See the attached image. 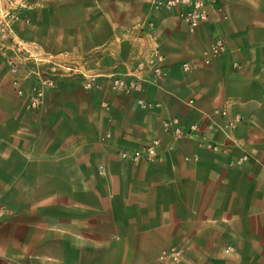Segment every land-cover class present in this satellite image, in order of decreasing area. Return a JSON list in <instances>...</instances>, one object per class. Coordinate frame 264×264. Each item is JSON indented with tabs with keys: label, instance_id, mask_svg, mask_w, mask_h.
<instances>
[{
	"label": "crops",
	"instance_id": "0c3cea01",
	"mask_svg": "<svg viewBox=\"0 0 264 264\" xmlns=\"http://www.w3.org/2000/svg\"><path fill=\"white\" fill-rule=\"evenodd\" d=\"M10 3L16 10L0 7L19 15L21 38L23 26L44 31L29 41L101 86L67 73L33 110L0 58V264H159L170 249L180 264H264V0H206L208 20L193 31L178 9L147 0ZM217 35L225 49L206 63ZM156 54L164 75L147 67L141 91H117L104 77ZM222 109L238 117L236 144L210 120ZM171 117L197 123L226 151L173 138L162 127ZM154 139L161 160L120 156ZM243 151L251 157L233 163Z\"/></svg>",
	"mask_w": 264,
	"mask_h": 264
},
{
	"label": "built area",
	"instance_id": "2783aa9c",
	"mask_svg": "<svg viewBox=\"0 0 264 264\" xmlns=\"http://www.w3.org/2000/svg\"><path fill=\"white\" fill-rule=\"evenodd\" d=\"M153 10L160 11L176 8L184 23L190 31L195 30L198 26L208 20V10L206 0H147ZM1 2V0H0ZM0 11V50L9 48L13 55L5 56V64L9 74L12 77L11 83L17 95L24 97L29 108L37 110L42 107L45 102L46 93L55 87L57 77L61 75L59 70L65 73H80L84 78V87H99V76L96 74H86L83 70L74 64H65L56 60L53 55H40L38 45L34 42H26L20 39L14 29V22L20 17L14 11ZM26 22L28 20H25ZM10 40V41H8ZM7 42V43H5ZM10 42V43H9ZM225 49V43L221 36L217 35L213 38L208 48L204 51V61L209 63L210 60L219 55ZM163 57L156 54L148 62L141 61L137 64L136 70L122 73H110L104 77L108 80L112 89L130 94L143 89L144 77L142 72L148 67L153 77L164 75L162 69ZM31 64L26 66V63ZM183 70L191 69L188 62L182 64ZM28 78L34 81L32 84L26 82ZM140 106L144 109H155L159 106L156 102H148L142 99L138 100ZM188 104H193L190 99ZM220 117V121L210 118L211 122L216 126L220 133L228 141L235 143L232 132L236 128L238 117L229 116L226 110L215 111ZM162 127L165 132L169 133L173 138L197 137L199 144L210 151H226L225 147L210 141L204 134L199 133L197 123H191L187 127L183 126L178 117H171L162 121ZM160 143L158 140H152L149 144L142 148L132 150H122L120 156L131 162L140 160H161ZM251 157V154L243 151L233 163L241 165ZM98 172L106 178L107 172L104 164L98 165ZM231 249L226 248V252ZM182 260L181 251L179 249L163 250L158 256L159 264H180Z\"/></svg>",
	"mask_w": 264,
	"mask_h": 264
},
{
	"label": "rangeland",
	"instance_id": "374dc122",
	"mask_svg": "<svg viewBox=\"0 0 264 264\" xmlns=\"http://www.w3.org/2000/svg\"><path fill=\"white\" fill-rule=\"evenodd\" d=\"M2 1V5L4 6H6V7H8V9L9 10H16L15 9V7H13V5L10 3V0H1ZM21 32H20V34L22 35V37L23 38H21L18 34V37L20 38V39H22L23 41H26V42H34V43H36L37 45H38V50L40 51V55H46L47 54V52L45 51V50H43L42 48H41V46L36 42V41H29V40H31V36H37V37H39L40 39H44L45 38V36H46V34H45V32L44 31H39V32H36V31H31V30H29V26H23V29L22 30H20ZM8 41H10V40H8ZM5 43H7V42H5ZM10 43V42H9ZM13 51L11 50V49H9V48H3V49H1L0 50V58H1V60H3V62H5L4 61V59H5V56H7V55H13ZM57 61H59V62H61V63H64L63 61H61V60H58V59H56ZM65 64H68V63H65ZM69 64H71V63H69ZM6 65V64H5ZM31 64H29L28 62L26 63V66H30ZM6 67V66H5ZM6 70H7V67H6ZM7 72H8V70H7ZM59 72L61 73V75L60 76H58L57 77V79L59 78V77H61V76H64L65 74H67V73H65V71H63V70H59ZM9 73V72H8ZM71 78H74V81H75V85H76V91H78V87L80 86L81 87V78H79V77H77V75H71ZM33 79L32 78H28L27 79V81L26 82H29V84H32L33 83ZM57 82H58V80H57ZM47 94V93H46ZM46 97H47V95H46ZM46 97H45V99H46ZM62 97L60 96V99H61ZM46 102H47V100H45ZM45 103V102H44ZM46 113V112H45Z\"/></svg>",
	"mask_w": 264,
	"mask_h": 264
}]
</instances>
